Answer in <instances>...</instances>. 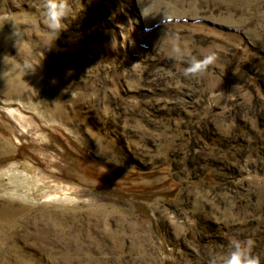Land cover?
<instances>
[{"label":"rangeland","instance_id":"1","mask_svg":"<svg viewBox=\"0 0 264 264\" xmlns=\"http://www.w3.org/2000/svg\"><path fill=\"white\" fill-rule=\"evenodd\" d=\"M81 2L0 0V264L264 259V0Z\"/></svg>","mask_w":264,"mask_h":264},{"label":"clouds","instance_id":"2","mask_svg":"<svg viewBox=\"0 0 264 264\" xmlns=\"http://www.w3.org/2000/svg\"><path fill=\"white\" fill-rule=\"evenodd\" d=\"M37 10L41 13L48 32L54 37L51 46L48 47L51 48L61 32L68 29L67 22L81 16L84 5L81 0H38ZM15 35L17 40L20 39L16 32ZM173 51L180 53L179 48H174ZM216 59L215 52L203 54L201 59L191 57L188 67L184 70V75L195 76L214 64ZM254 247L255 241L252 238L244 240L232 238L229 241L228 250L223 254L219 264H264V259L260 254L254 252ZM210 264H217L216 258H211Z\"/></svg>","mask_w":264,"mask_h":264},{"label":"bare ground","instance_id":"3","mask_svg":"<svg viewBox=\"0 0 264 264\" xmlns=\"http://www.w3.org/2000/svg\"><path fill=\"white\" fill-rule=\"evenodd\" d=\"M0 177L8 178L12 184H15V183L28 184V183H30V181L32 182L34 180V177L33 176H29L26 171L20 170L18 168V165H12V166L8 167L7 170H5V171L0 173ZM34 183H35V181H34ZM37 186H38V184H36V187ZM33 189H34V185H33V183H31V194L29 193V194L24 195V197L26 199H28V198L31 199V203L35 202V197H34V193H33L34 190ZM68 199L69 198L67 197V200Z\"/></svg>","mask_w":264,"mask_h":264}]
</instances>
